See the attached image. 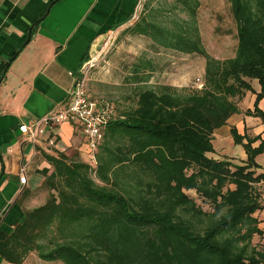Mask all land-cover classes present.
<instances>
[{
  "label": "trees",
  "instance_id": "1",
  "mask_svg": "<svg viewBox=\"0 0 264 264\" xmlns=\"http://www.w3.org/2000/svg\"><path fill=\"white\" fill-rule=\"evenodd\" d=\"M177 2L191 21L160 26L150 21L147 3L126 33L203 57V87L187 93L147 87L121 115L114 102L98 98L113 103L117 116L96 162L47 157L53 172H44L46 202L26 211L11 235H0V255L7 261L23 264L35 254L62 264H264V252L253 246L256 236H264L256 217L264 210V174L257 175L255 162L264 143L252 150L248 141L244 164L209 156L215 131L240 113L248 92L256 95L255 110L245 114L264 118L258 107L264 99V0H231L238 47L235 57L223 61L202 44L195 26L199 2ZM148 68L149 62L135 66L132 82L148 83ZM231 133L242 144L245 137L236 128ZM189 191L210 210L199 207Z\"/></svg>",
  "mask_w": 264,
  "mask_h": 264
},
{
  "label": "crops",
  "instance_id": "2",
  "mask_svg": "<svg viewBox=\"0 0 264 264\" xmlns=\"http://www.w3.org/2000/svg\"><path fill=\"white\" fill-rule=\"evenodd\" d=\"M145 1L0 0V235H11L26 211L46 202L37 195L43 190L44 172H53L47 157L63 154L69 161L90 163L78 124L63 123L36 143L20 128L69 106L75 82L70 74H76L110 34L138 19ZM253 86L259 93L260 87ZM255 102V93L248 92L240 113L215 131L209 156L244 164L248 141L252 150L264 143V118L245 114L254 112ZM258 107L264 114V99ZM232 128L245 137L242 144L235 143ZM255 162L257 175L264 174V151ZM260 187L264 192V181ZM256 217L264 231V210ZM0 264L13 263L0 255Z\"/></svg>",
  "mask_w": 264,
  "mask_h": 264
},
{
  "label": "rangeland",
  "instance_id": "3",
  "mask_svg": "<svg viewBox=\"0 0 264 264\" xmlns=\"http://www.w3.org/2000/svg\"><path fill=\"white\" fill-rule=\"evenodd\" d=\"M195 26H197L202 44L206 52L215 59L226 60L236 55L238 47L237 25L231 9V0H197ZM150 3L153 17L150 21L160 26L173 28V21H191L189 12H182V5L177 0H146L139 15L143 17L145 6ZM110 34L100 45L93 58V68L87 75V87L91 95L111 100L118 107L121 115L127 108L136 105L138 93L147 88H158L162 85L172 86L179 91L200 90L205 82V65L203 57L196 54H185L171 49H165L150 37L132 36L126 33L136 21ZM149 62L152 68L145 73L150 74V80L145 84L133 83L132 73L135 66ZM153 69V70H152ZM256 84V83H255ZM104 153L101 148L99 155ZM86 163H89L86 161ZM97 184L103 186L94 174H91ZM25 180V179H24ZM40 188L37 199H46V190ZM127 195V194H126ZM187 195L204 211L210 210L209 205L194 192ZM42 197V198H41ZM253 246L264 252V236L255 237ZM27 264H62L60 262H44L37 255L31 254Z\"/></svg>",
  "mask_w": 264,
  "mask_h": 264
},
{
  "label": "built area",
  "instance_id": "4",
  "mask_svg": "<svg viewBox=\"0 0 264 264\" xmlns=\"http://www.w3.org/2000/svg\"><path fill=\"white\" fill-rule=\"evenodd\" d=\"M93 66V58H90L76 74H70L75 82L71 102L65 110L53 116L43 117L30 125H23L20 128L21 133L36 143L47 132L53 131L59 125L76 123L87 140L90 161L94 164L99 145L115 120L117 112L113 103L103 99H93L88 94L87 75ZM21 174L24 182L25 167Z\"/></svg>",
  "mask_w": 264,
  "mask_h": 264
}]
</instances>
